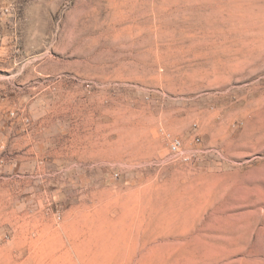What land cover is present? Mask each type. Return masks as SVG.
<instances>
[{
    "label": "rangeland",
    "instance_id": "1",
    "mask_svg": "<svg viewBox=\"0 0 264 264\" xmlns=\"http://www.w3.org/2000/svg\"><path fill=\"white\" fill-rule=\"evenodd\" d=\"M0 264H264V0H0Z\"/></svg>",
    "mask_w": 264,
    "mask_h": 264
},
{
    "label": "built area",
    "instance_id": "2",
    "mask_svg": "<svg viewBox=\"0 0 264 264\" xmlns=\"http://www.w3.org/2000/svg\"><path fill=\"white\" fill-rule=\"evenodd\" d=\"M5 11L8 12V8L5 9ZM165 138L168 142L169 156L172 159L184 160V161H187L190 159L189 157H187L185 155V149H184L183 141L179 137L173 136L170 134H166ZM195 141L198 142V139H196Z\"/></svg>",
    "mask_w": 264,
    "mask_h": 264
}]
</instances>
